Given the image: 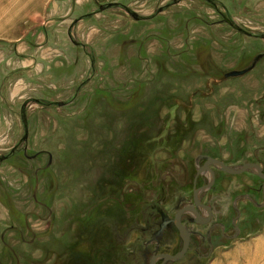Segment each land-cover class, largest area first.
I'll use <instances>...</instances> for the list:
<instances>
[{
	"label": "rangeland",
	"instance_id": "rangeland-1",
	"mask_svg": "<svg viewBox=\"0 0 264 264\" xmlns=\"http://www.w3.org/2000/svg\"><path fill=\"white\" fill-rule=\"evenodd\" d=\"M0 157V264L174 251L156 209L192 204L207 158L264 170V0H0ZM212 166L201 197L229 238L178 264L264 253V180Z\"/></svg>",
	"mask_w": 264,
	"mask_h": 264
},
{
	"label": "flooded vegetation",
	"instance_id": "flooded-vegetation-1",
	"mask_svg": "<svg viewBox=\"0 0 264 264\" xmlns=\"http://www.w3.org/2000/svg\"><path fill=\"white\" fill-rule=\"evenodd\" d=\"M206 162H207V160L203 163V168H204ZM210 181H211V179H210ZM210 181H209V183H210ZM204 186H206V185H204ZM199 188H201V187H199ZM199 188L196 187L194 192H193V203L179 208L177 210V212L175 213V215L172 217L167 215V213H165L162 209H156L157 212H159V214L161 213L160 215L162 218V221L160 222V224L158 226L156 236H155V239H156L155 243H156L157 247L165 245L167 243L166 241L175 240L176 236H178L180 243L177 245V247H175L174 251H170V250L161 251V252L155 253L153 258L158 256V255H162V254L176 255L183 250L185 243H184V239H183V236L181 234L180 228L178 227L177 223L175 222V218H176L177 214L185 208H189V207L197 208L195 206L194 198H195V191L198 190ZM211 189H208V190H211ZM208 190H206V191H208ZM202 194H203V192L199 196V201L201 202V204L204 207L210 208V211H211L210 221L207 224L197 223L196 217L193 213L185 212L181 216V222H182L183 226L185 227V229L187 230V232L189 233V236H190V241H189L190 243H189V248L187 250V253L183 257V259H181L178 262L170 261V262L164 263L163 259H159L157 261V264H173V263L178 264V263H181L186 258H188L189 254L191 252L194 253V256H196V258L198 260L207 259L208 256H210L212 254L214 247H215L213 238L215 237L214 234H216V230L217 229L221 230L222 237H226V238L229 237V235L227 234L228 226L224 223V221H227V219L222 218V222H220L218 224H214V221H213L214 220V208L211 205H207V204L203 203L202 197H201ZM247 197H248V195H247ZM246 200H248L249 202H252V200L250 198H246ZM197 213H198L199 217L204 218V220H206L208 218L207 211L203 208H197ZM242 214L243 213L240 212L239 216L242 217ZM163 216L167 217L166 220L163 219ZM232 225L234 227V222L232 223ZM200 228H206V230L203 232L202 230H200ZM196 237L198 238V240L196 239ZM169 238H170V240H169ZM205 248H207L208 252L205 251ZM153 258L151 259L150 264L152 263Z\"/></svg>",
	"mask_w": 264,
	"mask_h": 264
},
{
	"label": "water",
	"instance_id": "water-1",
	"mask_svg": "<svg viewBox=\"0 0 264 264\" xmlns=\"http://www.w3.org/2000/svg\"><path fill=\"white\" fill-rule=\"evenodd\" d=\"M210 2V0H207ZM115 7V4H111L103 9H100L99 12L104 11V9H108V8H112ZM163 8L159 10L158 13L162 12ZM136 20H143L145 18H141L140 16H138L137 14L131 12L130 10L128 11ZM261 57H259L257 60H259ZM253 68V67H252ZM252 68H250L249 70H251ZM249 70H244V71H234V72H230L228 74L225 75V78H235V77H240V76H244ZM59 105H63V104H59ZM28 132L27 128H26V133ZM27 137L25 136L23 138L22 141H25ZM15 153V150H13L12 155ZM9 157H0L1 161H4L5 159H7ZM217 166L219 169H221L222 171H224L227 174L230 175H240L243 174L247 171H252L254 173H256L258 175V177H260L261 179L264 180V170L263 168L259 165V164H255V163H248L245 164L244 166H242L241 168H232L230 166H228L227 164H225L224 162H222L221 160L218 159H214V158H207V162L205 163L204 169L206 171H208L211 175V181L208 185L203 186L201 188H199L198 190L195 191V198H194V202H195V206L197 208H203L207 211L208 214V218L206 220H204V218L199 217L198 213H197V208L195 207H189V208H185L183 210H181L176 218H175V222L177 223L178 227L180 228L181 234L183 236L184 239V248L183 250L176 254V255H169V254H162V255H158L156 257L153 258L152 263L151 264H157V261L159 259H163L164 263L167 262H178L181 259H183V257L185 256V254L187 253V250L189 248V241H190V236L189 233L187 232V230L185 229V227L183 226L182 222H181V216L185 213V212H191L195 215L196 217V221L197 223H201V224H207L210 221V216H211V211L210 208L208 207H204L201 202L199 201V196L202 192L211 189L215 183V173L213 172V170L211 169V166ZM167 217L163 216V219L166 220Z\"/></svg>",
	"mask_w": 264,
	"mask_h": 264
},
{
	"label": "crops",
	"instance_id": "crops-1",
	"mask_svg": "<svg viewBox=\"0 0 264 264\" xmlns=\"http://www.w3.org/2000/svg\"><path fill=\"white\" fill-rule=\"evenodd\" d=\"M263 234H264V232H263ZM215 249L216 248L214 247V250ZM237 249H235L231 254V257L236 261V264H263L264 263V253H259L258 249H257V252H254V250H253L254 245H252L250 243H246V244H243L240 249L239 248H237ZM214 252H212V253H214ZM212 256H213V254L208 256L207 259H204L201 261L214 260V258ZM211 264H215V262L212 261Z\"/></svg>",
	"mask_w": 264,
	"mask_h": 264
}]
</instances>
